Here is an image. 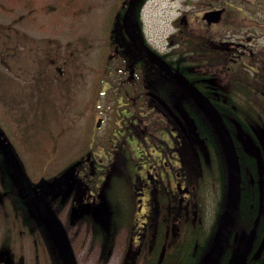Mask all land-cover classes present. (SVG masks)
I'll return each instance as SVG.
<instances>
[{
  "label": "trees",
  "instance_id": "16d2710c",
  "mask_svg": "<svg viewBox=\"0 0 264 264\" xmlns=\"http://www.w3.org/2000/svg\"><path fill=\"white\" fill-rule=\"evenodd\" d=\"M145 1L136 0V31L141 37V10ZM216 1L232 10V4L227 0ZM110 4L105 14L104 37L98 42L102 50L100 59L104 63L101 73H108L113 78L120 72L130 77L136 76V136L148 146L147 140L166 144L165 135L171 131L177 133L189 161L196 165L199 175L213 180L218 187V223L226 209L228 175L214 127L185 91L178 87L180 97L173 96L176 89L168 87V83L173 82L147 62L126 38L121 20L128 14L134 24V0H114ZM226 19L237 23V16L233 13L226 12ZM209 34L208 30L190 32L181 26L172 38L170 51L173 58L186 61L185 64L172 65L180 75H214V71L219 69L223 77L219 87L213 79H189L191 85L210 98L223 119L234 142L239 164L240 197L237 213L218 264H264V103L256 104V107L251 104V97L259 102V92L264 91L263 56L257 69L251 71L246 65L248 61L233 59L229 55L228 48L224 47L226 44L221 43V53L217 54L216 40ZM160 57L165 60L163 55ZM168 92L172 95L167 96ZM170 108H178L183 112H167L166 109ZM15 149L14 143L0 127L1 187L5 191L18 189L19 194L18 200L14 194H9V199L0 203V257L2 253L7 255L9 264H62L56 244L35 212L24 185L15 176L14 160L18 161L29 182L48 204L59 197L64 201L72 194L74 200H80L84 194L89 196L93 192L96 202H86L80 216L92 220L94 232L98 235H104L105 229L128 221L131 208L126 207L129 196L126 177L106 175L102 178L91 162L71 157L55 174L46 173L36 181L27 173ZM40 167L42 170L43 165ZM21 195L25 198L23 207ZM2 204L6 209H1ZM104 222H107V228ZM25 241L30 250L28 259L24 254ZM176 264L192 263L180 258Z\"/></svg>",
  "mask_w": 264,
  "mask_h": 264
},
{
  "label": "rangeland",
  "instance_id": "374dc122",
  "mask_svg": "<svg viewBox=\"0 0 264 264\" xmlns=\"http://www.w3.org/2000/svg\"><path fill=\"white\" fill-rule=\"evenodd\" d=\"M113 2L0 0V127L36 181L46 173L55 174L69 158H78L84 148H90L88 136L91 139L95 119L102 118L97 136L115 127L118 104L112 93L101 94L104 89L100 81L107 79L109 84L104 92L120 91L119 81L127 75L120 72L113 78L101 73L104 63L98 47L104 37L106 11ZM227 2L232 10L225 6V11L237 16V23L219 31L211 26L209 35H218L221 41L241 40L243 44L251 35L253 42L247 46L262 48L264 0ZM214 6L222 7L216 0H146L141 10L143 38L151 47L166 52L182 26L183 15L189 26L197 27L202 12ZM214 197H218L217 190L213 191L212 202ZM70 200L59 197L50 202L70 240L76 264H118L127 226L117 231L116 226L111 228L112 240L106 238V231L105 236L98 235L90 218H72ZM103 225L107 228V222ZM24 243L28 259L30 250ZM1 256L0 262L9 264L7 255Z\"/></svg>",
  "mask_w": 264,
  "mask_h": 264
},
{
  "label": "flooded vegetation",
  "instance_id": "af4514ba",
  "mask_svg": "<svg viewBox=\"0 0 264 264\" xmlns=\"http://www.w3.org/2000/svg\"><path fill=\"white\" fill-rule=\"evenodd\" d=\"M220 8L222 7L210 8L203 11L202 14ZM202 14L196 20L198 21L197 27L194 24L189 26L186 19L183 26L187 31L195 32L199 29L210 31L211 26H216L219 31L231 25V22L226 19L224 8L217 23L207 24L201 18ZM133 15L136 31V0H134ZM213 38L216 40L217 54L221 53V43H223L226 44L224 47L228 48L227 51L233 59L242 58L244 61H248L246 65L249 70L257 69L261 56H263L262 65L264 66V46L257 49V46L254 45L253 49L247 46L253 42L251 35L245 37L246 44L241 43V40H238V43L221 41L218 35ZM170 43H173V39ZM170 47L171 45L168 51L159 54L165 57L164 61L176 73L172 65L185 64L186 61L173 58ZM181 76L188 82L192 78L202 81L213 79L218 87L223 78L219 69L214 71V75ZM168 79L173 82V84L168 83V87L176 89L173 96L180 97L181 93L178 89L180 86L174 80ZM106 80L100 81L104 91L105 86L109 88ZM119 82L122 83L120 91L108 92L106 90L101 93L102 95L112 93L113 100L118 104L113 119L115 127L110 132H104L102 136L101 134L97 136L96 129H99L102 118L95 119V127L90 132L91 139L88 136L90 148L80 145V148L84 149L78 156L82 162L85 160L91 162L96 173L102 178H105L106 175L127 178L126 186L129 197L126 207H130L131 210L128 221L117 226L115 230L127 226L123 252L118 264H176L180 258L186 263L202 264L212 247L219 226L217 223L220 200L218 187L213 180L199 175L195 168L196 165L189 161V156L180 143L177 133L171 131L166 134V144L147 140L149 145H144L142 140L136 136V76H125L123 82ZM202 94L211 102L207 95ZM259 94V102L251 97V104L254 106L264 103V91ZM171 95L168 92L167 96ZM212 105L214 106L213 103ZM96 107L95 105V109ZM166 111L170 113L183 112L178 108H170ZM230 111L235 110L230 109ZM72 117L77 122L76 113L72 114ZM100 143L101 145H99ZM2 183L0 176V189L2 190L0 191V203L9 199V194H14L18 200V189L12 188L5 191L1 187ZM215 190L218 191V197L217 199L214 197L212 202ZM73 197V194L69 197L72 209L77 206L83 207L87 204L86 202L92 203L97 200L94 199L93 192H90L89 196L84 194L80 200H74ZM20 200L21 206H25L23 195L20 196ZM3 205L1 209H6ZM14 207L16 208V206ZM110 232V229H106V234H108L106 238L111 237L112 240L114 235L112 237Z\"/></svg>",
  "mask_w": 264,
  "mask_h": 264
},
{
  "label": "water",
  "instance_id": "95a60500",
  "mask_svg": "<svg viewBox=\"0 0 264 264\" xmlns=\"http://www.w3.org/2000/svg\"><path fill=\"white\" fill-rule=\"evenodd\" d=\"M222 9L210 10L202 15V19L207 24L217 23L219 21ZM185 22V17L180 19V23ZM121 26L124 34L128 38L134 49L141 54L150 64L158 67L164 75L174 80L202 109L206 114L220 141L223 154L227 165V204L226 209L221 217L217 233L213 244L207 253L202 264H217L222 256L224 247L227 243L230 231L232 229L240 197V171L234 142L227 127L220 117L219 113L212 103L195 87L182 76L175 74L171 67L152 51L140 35L135 31L134 26L127 14L121 20ZM14 171L19 182H21L30 197L31 204L40 220L43 222L61 257L62 264H76L75 256L68 239V236L55 215L52 208L40 196L38 191L29 182L26 174L21 168L18 161H13ZM80 206L73 209V217H78Z\"/></svg>",
  "mask_w": 264,
  "mask_h": 264
}]
</instances>
